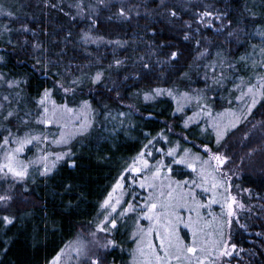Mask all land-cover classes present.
Here are the masks:
<instances>
[{
	"label": "trees",
	"instance_id": "trees-1",
	"mask_svg": "<svg viewBox=\"0 0 264 264\" xmlns=\"http://www.w3.org/2000/svg\"><path fill=\"white\" fill-rule=\"evenodd\" d=\"M124 1L133 6L136 4L143 5V0ZM124 1L120 2L126 5ZM2 2L5 5V12L0 14V55H4L5 60L0 61V73H4L7 79H16L21 76L28 78L27 84L13 85L11 88L15 86L14 88L20 93L19 99L13 104L17 108L24 105L25 109L30 106L33 110V122L30 121L31 124H27L25 129L30 134L34 128L40 130L41 125H43L35 121L36 109L33 98L37 97L42 86H51L50 78H46L40 72L33 71L31 67L34 63L29 55L33 52L32 42H40L45 54L54 61L59 59L56 66L60 69L61 75L56 76L55 79L71 80L72 74L80 75L81 72L91 74L99 68L106 69L114 57H127L124 66L118 71L113 69L110 73V80L116 79L119 83L124 75L144 71L142 63H152L155 72L151 78L136 79L134 76H130L128 81L123 83L121 88L123 102L132 100L138 89L147 91L149 88L156 87L172 88L176 96H179V92L185 90L183 85L185 77L181 76V73H188V77H193L194 83L192 85H197L196 78L203 70L193 68L199 50L194 41H184L179 31L171 32L166 29L163 33L156 35L147 31V24H153L157 27L159 25L146 15L143 6L137 10L139 15L133 8L128 19L109 20L108 17L119 6L118 0H108L107 6L99 4V0H82L81 7H76L80 0H51V3L56 5L55 8H50L44 3V0H2ZM184 2L185 0H172L174 4H183ZM192 2L199 6L202 3L211 4L214 0H192ZM225 2L229 5L227 19L233 22L232 27L237 26L239 28L236 30L239 42H230L229 44L225 42L222 45L217 38H214L213 44L210 46L213 47L211 52L216 51L217 54L222 49L220 52H224L223 54L231 59H237L238 55L240 57H254L257 48L261 46L264 48V36L260 35L264 31V0H225ZM21 4L24 7H20ZM13 7L17 11V17L9 18L6 11ZM248 10L257 13V15H250ZM184 19H188V16H185ZM212 19L214 25L220 22L214 17ZM94 20H98V23L89 29V25ZM22 23L36 29V32L30 34L22 30L16 31ZM179 23L180 21H177L178 25ZM5 25H9L12 31H7ZM196 26L194 24L193 29ZM82 29L92 32L91 41L81 39L83 36ZM201 35L214 36L212 35V28L204 30ZM25 36L28 40L27 44L24 43ZM66 36L68 37L67 40H65ZM97 37H102V39H96ZM117 40L127 43L116 44L115 41ZM161 40L170 41L183 50V54L179 59L171 62V65H156L157 59H163V53L168 51V49L160 51L157 47ZM231 40H235V37ZM108 41H113V43H108ZM234 44L236 47L235 54H233ZM204 45L209 46L208 43ZM225 45L230 46V48L227 49ZM254 45L256 47H253ZM153 47H157L158 55L152 52ZM36 54L39 55V50ZM141 56L144 57L143 61L138 59ZM256 58L259 62L256 63L254 58L255 66L253 64V68H250L255 76L260 75L263 64L261 63V55ZM89 61L91 62L90 66ZM241 63L251 64V60L248 61L247 59ZM66 67L70 69L68 74L64 73ZM161 72L164 73L163 78H159ZM222 72L227 77L229 69L224 68ZM244 80H248L247 77H244ZM0 81L2 87L8 85L4 80ZM222 84L211 86V91L215 95V99L213 98V101L210 102L211 118L213 119H216L215 114L220 113V102L224 106V102L229 100V105H231L234 99L232 94L226 97V100L217 98L218 94L224 95V90L221 88ZM69 86L65 84V87ZM90 87L89 81L85 79L81 86H77L74 94L77 99L71 101L69 98L73 94L69 93L65 96L62 90L54 91V99L58 104L67 100L70 106H77L81 100L89 99L93 108L96 109L95 113L90 115L94 124L85 136H77L80 140L71 147L76 154V167H70L64 160L48 178L37 174L34 177L35 183L32 180L27 182L29 191L25 193V196L28 199L17 200L9 210L17 216V219L7 226L0 224V264H47L79 231L82 230L83 232L87 228H94L96 219L102 214L100 205L115 181L114 178L125 162H129L140 151L146 138H156L152 146L155 157L158 154L162 156L173 142H179L182 148H190L194 153L204 154L203 151L195 147V143L209 144L214 150H217L216 144L213 142L212 132L205 131V134L201 135L203 125L210 117L203 114L185 129L182 121L185 116H190L193 112L189 111L186 114V108L183 112H174L173 110L178 103L176 96H166L167 93L163 96L156 95L151 102L137 106V113L132 116L126 114L125 118H121L118 113L125 107L122 106L119 99L115 98V94L104 92L101 96L99 92L91 93ZM101 103L106 104L107 107H102ZM259 108L253 111V115L258 114V118L263 122L264 108ZM207 112L205 109L204 113L207 114ZM22 113L25 114V112ZM147 113H152V116L148 117ZM101 122L104 123L103 126L101 124L98 127L95 126L96 123ZM52 127L58 132L61 125H53ZM107 128L110 129L106 130ZM162 130V135H158ZM175 132L183 134L187 141L174 136L173 133ZM165 136L170 141L172 140L169 145L165 144ZM230 137L231 132L222 141L220 149H228L235 160L237 159V162L242 159V167L245 166V173L240 181L242 187H251L264 196V127L263 131L260 130L247 142H255L253 148L258 152L257 154L248 155V150L245 151V149V154L239 153L238 148L231 145L234 143L233 139L230 140L231 143L229 144L228 139ZM226 140L227 142H225ZM224 142L231 147L229 148V145L224 146ZM244 143L247 145L246 141ZM157 148L164 149V153L161 152V154ZM31 149L34 152L33 146L32 148L29 147V151ZM176 168L184 170L182 167ZM69 181L72 187L65 191V185ZM134 193L135 204H139L142 199H145L141 195H137L136 191ZM69 201L72 202L71 206L68 205ZM131 215L133 220H136V214L131 213ZM132 223L133 221L131 223H119L118 230L112 233V238L117 240L120 246L111 247L104 252L107 261L115 259L117 264H131L130 250L136 247L134 237L131 236V227L133 226L130 227V225ZM248 224V231L253 233L258 231V234L249 236L248 232L239 224H233L231 226L233 242L247 250L249 255L246 264H264V235H262L264 233V213L261 218L254 217L253 224ZM249 239L255 242H250Z\"/></svg>",
	"mask_w": 264,
	"mask_h": 264
},
{
	"label": "snow or ice",
	"instance_id": "snow-or-ice-1",
	"mask_svg": "<svg viewBox=\"0 0 264 264\" xmlns=\"http://www.w3.org/2000/svg\"><path fill=\"white\" fill-rule=\"evenodd\" d=\"M108 0H99V4L107 6ZM44 3L50 8H55L56 5L51 3V0H44ZM82 0L76 5L81 7ZM119 6L108 17L112 19H128L131 15L133 8L140 9L143 6V11L148 17H151L156 21L159 27L153 24H147V31L153 35L157 33H163L166 29L171 32L179 31L182 34L184 41H194L195 45L202 48V51L197 53V58L203 56L205 53L210 52V47H203L205 43L210 46L213 44L215 36L225 35V42L238 43L239 37L236 35V31H226L231 27L232 21L228 20L229 5L225 0H214L211 4H200L199 6L193 4L192 0H185L183 4H174L172 0H143L142 4L136 5H124L118 0ZM20 7H24L23 4ZM203 9V10H201ZM62 10V9H61ZM83 11V9H82ZM250 15H257V13L248 10ZM5 5L0 0V14H4ZM137 11V15H139ZM6 15L9 18H16V9L9 8L6 11ZM188 16V19H184ZM159 17V19H156ZM220 21L219 27L213 24V19ZM89 19H92L89 17ZM177 21H180L179 25ZM98 20H94L89 29L93 28ZM197 25L193 29V25ZM7 31L11 32L12 28L9 25H5ZM209 28H215L214 36L201 35V33ZM187 29V31H185ZM23 31L25 33L36 32V29L31 28L28 24L22 23L16 31ZM83 32L81 39L86 41L92 40V32L90 30ZM69 35H71L69 33ZM264 36V31L260 33ZM235 37V40L230 38ZM67 36L65 40H67ZM96 39H102L97 37ZM24 43L27 44V37H24ZM113 43V41H108ZM116 44L127 43L126 41H115ZM154 43V42H151ZM31 47L33 52L29 53L34 63L31 65L33 71L40 72L46 78L51 79V86H42L37 93V97L33 98L35 101V121L41 124L53 125L60 124L59 135L53 138H49L47 135L32 136L29 132L20 134V126H27L30 119H32V109L28 108L21 118L19 109H8L6 115L4 112V105L0 103V120L4 123H0V128L3 129L7 135L0 134V181H3L7 186L0 188V224L7 226L12 224L17 216L9 211L12 208L13 203L19 198L20 200H27L28 197L25 193L29 191L28 180L32 179L35 183V179L32 177L31 168L33 165L42 164V168L39 169L41 177L48 178L50 174H53L57 166L61 161L66 160L70 167H76L77 161L75 159V153L72 151L70 141L77 134H86L93 127L94 121L90 118V115L94 114L96 109L89 99H84L79 102L77 106H70L69 102L65 100L64 103L58 104L54 99V91L62 90L65 96L67 94H75L77 86H81L85 79H87L91 85L89 91L91 93L99 92L101 96L104 92L109 94L114 93L115 98L119 99L121 103L122 85L127 82L130 76H134L136 79L151 78L155 69L152 63H142V69L144 71H137L124 75L121 82L118 83L116 79L110 80L111 70L117 71L126 64L127 57L113 58L107 68H99L94 73L81 72L80 75H73L71 80L68 79H55L56 76L61 75L60 69L56 66L58 61H54L45 54L43 45L40 42H32ZM160 51L168 49L163 53V59H157L156 65L161 66L165 64L171 65V62L179 59L183 54V50L174 45L170 41L161 40L157 46ZM157 47L152 48L153 53H157ZM253 47H256L255 45ZM39 50V55L36 54ZM27 51V49H25ZM222 51V49L220 50ZM220 51L217 52V60L210 62V65L215 67L216 63L223 65L224 60L219 59ZM261 63H264V48L260 49ZM91 55V53H90ZM143 61L144 57H138ZM247 56H241L240 61H246ZM5 56L0 55V61H4ZM89 66L91 62L89 61ZM255 66V64L253 65ZM229 69L233 65H228ZM70 69L66 67L64 73L68 74ZM181 76L188 77V73H181ZM164 73H160L159 78H163ZM209 78V74L205 73V79ZM213 84L219 85L222 82L227 81V77L224 72H221L219 76L213 72L210 76ZM241 84H234L233 87L241 89V85L245 82L244 77L239 78ZM256 79L259 81V87L252 83L247 84V90L241 91V95L236 96V100L244 101L245 97L251 100V103L245 101L247 111H240L237 113L233 109H225L224 113L230 115V119L223 125L219 120L213 119L211 122V128L214 132V140L217 146V150L213 151L209 144L200 145L201 148L207 150V157H202L199 152L193 153L190 148H182L179 142L169 148L164 154L172 158L171 163H166L163 158L155 160L149 146L156 138L153 137L147 144H144L136 156L132 159V163L129 164L117 177L115 183L112 186V190L108 193L107 197L103 200L100 207L111 208V212H107L104 220L109 222V225H105L104 221H101L98 228L105 233H114L118 230L120 218L125 217L128 213L137 214L136 229L132 232V237H138L135 240L136 247L131 249L132 261L131 264H231V259H234V253H237L239 245L233 242V236L230 231L226 232V229L238 221L237 208H243L245 205L237 198V196L231 193L232 184L229 183L230 177L225 176L222 166H225L231 159L226 153L220 151L222 147V141L229 135L232 129H236L237 125L242 120H246L248 114L252 112L258 104L264 102V76L257 75ZM0 80H4L9 86H19L21 83L27 84L28 78L21 76L16 79H7L4 73H0ZM110 81V82H109ZM65 84L70 85L65 87ZM211 85L205 84L204 89L197 90L198 95L192 97L190 92H181L179 96H176L172 88H149L147 91L138 89L137 95H143L145 100L154 99L156 95H163L167 93L169 96H176L177 107L174 112H183V104L179 103L182 98L185 101L190 102L191 99L210 100L206 95L210 90ZM19 95V93L17 94ZM4 101H9V96L3 97ZM101 106L106 108L107 105L101 103ZM204 109H210V104L206 103L198 111L193 112L190 116H185L182 123L184 128L187 129L190 124H193L202 114ZM120 115H125L121 113ZM207 115L211 118L212 112L209 110ZM223 115V113L217 114ZM13 121H18L16 124L17 131L13 132L10 125ZM75 121V123H72ZM255 127V125H253ZM206 129L201 130V135L205 134ZM163 130L158 135H162ZM248 132L244 133V136H248ZM164 139H168L166 136ZM50 142L55 145L68 146L62 152L48 153L41 150V155L32 159H24L23 154L26 151V147L33 145L34 142ZM194 143V141H193ZM164 152V149L157 150ZM254 151V149H251ZM155 160V163H152ZM197 161L200 162V167L197 170ZM212 161H215V165H212ZM186 165L189 168L197 171V175L200 180L199 183L196 180H177L170 174L173 171V165ZM205 166H209L211 171ZM134 172L142 175V179H132L131 183H139L141 188H149L151 191L148 193L146 199L142 200L139 204H135L132 201H124L127 207L119 213V218H113V213L116 211L117 206L121 205V200L124 193L127 191L125 187V181L127 178L123 173ZM219 173V176L217 175ZM223 177V178H221ZM166 181V183L164 182ZM19 186L20 191H16ZM159 182V183H158ZM190 187H185V185ZM72 187L69 181L65 185V191L70 190ZM236 187H239L237 185ZM202 188L206 192L210 193L209 199L205 202L199 200L196 189ZM120 190V195L115 198L113 203L114 194L117 190ZM135 196V193H129ZM213 204H220L221 211L219 214L211 216L209 221L204 220L201 210L210 209ZM68 205L71 206L72 202L69 201ZM146 209V210H145ZM188 210V216L185 217L184 210ZM195 212V217L192 213ZM146 217L150 224L147 228L139 223V217ZM184 224L185 227L192 229V237L190 242H186L179 234V226ZM240 227L247 228V225H240ZM211 228V231L208 229ZM155 233L157 240H153L152 235ZM264 235V233H262ZM120 246L115 239L107 238L103 243H99L98 247L107 249L109 247ZM65 250L62 248L60 252L52 258L48 264H60L61 254ZM75 251L80 252L81 248L77 247ZM91 264H117L115 259L112 261L106 260V254L98 255L94 254L89 258ZM237 264L240 261L237 260Z\"/></svg>",
	"mask_w": 264,
	"mask_h": 264
},
{
	"label": "rangeland",
	"instance_id": "rangeland-1",
	"mask_svg": "<svg viewBox=\"0 0 264 264\" xmlns=\"http://www.w3.org/2000/svg\"><path fill=\"white\" fill-rule=\"evenodd\" d=\"M120 1H122V0H120ZM124 2L126 3V5H131V3H129V2H126V1H124ZM135 11H137V9ZM219 25H220V22L217 23L215 26L219 27ZM238 29L239 28L237 26L236 27L231 26V27L227 28L226 31H234V30L236 31ZM29 33L33 34L32 32H29ZM214 33H215V28H212V35H214ZM225 35H226V32L224 35L215 36V38H217L219 40V42L223 45V43H225ZM229 43L230 42H226V44H229ZM28 47L30 48V45H28ZM203 47H210V45L209 46L203 45ZM225 47L227 49L230 48V46H228V45L227 46L225 45ZM212 48L213 47H210L209 53H205L203 56H200L199 58L196 57V59L194 60L195 63L193 64L194 65L193 68L195 70L203 69L201 74L199 76H197V78H196L197 85H192L194 83V80L192 79L193 77L192 78L187 77V78L183 79L184 80L183 85L185 86V90H183L181 92H185V91L190 92L191 96L195 97L196 95H198L197 90L204 89L206 83L208 85H211V86L213 85L212 80L210 79V76L213 72H215L216 75L219 76V74L222 72V70L224 68L229 69L228 65H233V67H231V69H229V74L227 75V81L222 82L223 84L221 83L222 84L221 88H222V90H224L223 91L224 95L222 93L218 94V95L216 94L218 96L217 97L218 99L226 100V97H228L230 94H232V96L234 98L231 105H229V103H230L229 100L227 102H224L225 103L224 106H222L221 102L219 103V105L221 104V106H219L220 113H223V115L215 114V116H214V112H213V116L216 118L215 120H219L221 122V124L223 125L224 123H226L231 118L228 113H224L225 109L230 108V109H233L234 111H236L237 113H239L240 111H245V112L247 111L246 106H245V101L247 103H251V100L248 99L247 97H245L244 101H240V100H236L235 97L241 95V91L247 90V84L248 83H252V84L256 85L257 87H259V81L256 79L255 74H252L253 71H250L251 70L250 68H253L252 65L255 64L254 58H255L256 63L259 62V60H257L258 58H256V57L261 55L260 49L263 48V46H261L260 48H257V50H255L254 57L251 56V58H248V61L251 60V64L241 63L243 61L240 62V60H239L240 56L239 55H238L237 59H231V58H228L225 54H223L224 52H220L219 59L224 60L225 63L223 65H221L220 63L217 62L215 67L209 66V67L205 68L204 67L205 65H210V62L217 60V55L215 53L216 51L214 53L211 52ZM235 49H236V47L234 44V53L233 54H235ZM200 51H202L201 47H199V50L197 51V53ZM56 60L59 61V59H56ZM261 70H262V72H260V75L262 76L264 74V63L261 65ZM206 72L209 74L208 79H205V73ZM240 77H247L248 80H244L245 82L241 85V89L238 90V89L234 88L233 85L234 84H241V80L239 79ZM186 82H187V84H186ZM183 85H181V86H183ZM181 86H179V87H181ZM14 87L11 88V86H9V85H5V87H2L1 81H0V88H1L0 89V103H2L4 105L3 114L6 115V110H8V109H19L20 117L23 118L24 114L22 112H26V110L28 108H31V107L29 106V107H27V109H25L26 107L24 105H20L17 108L13 104V102L17 101L19 99V96H20V93H19V95H17L18 91ZM86 93L89 94V92H86ZM233 93H234V95H233ZM206 95L210 98V100H203L202 99L200 101H197L196 99L193 98V99H191L190 102H188V101H185L184 99L181 98L179 101H180V103H183V107L186 108V114L189 111L192 113V112H195L194 110L198 111L201 107H203L204 104H206V103L210 104V102L213 101V98L215 97V95H213V93L211 91V88H210V90L207 91ZM4 96H9V101H4L3 100ZM158 96H163V95H158ZM166 96H168V95H166ZM76 99H77V96H75V95H71L69 98L70 101L76 100ZM151 101H152V99L151 100H145L143 98L142 94L141 95L135 94L132 97V100L124 101L122 103V106H124L125 109L120 110L118 113L119 114L118 116L121 118H123V117L125 118L126 114H131V116H132L133 114L137 113L136 112L137 106H139L143 103L151 102ZM260 106L263 109L264 108L263 107L264 102L261 105H257L255 108H253L252 112L250 114H248L247 119L242 120L241 123L239 125H237L236 129H232L230 131L231 137L228 139L229 144L231 143V141L233 139L234 143H231V145L236 146L238 148L239 153L245 154L246 150H248L247 151L248 155H251L253 153L254 154L258 153L253 148V145L255 144V142L254 143L250 142L251 144L247 143V142L253 138V135L260 132V130L263 131L264 121L262 122L261 119L258 118V114L253 115V111L257 110ZM206 110L209 111L211 109H206ZM211 112H212V110H211ZM121 113H125V115L122 116V115H120ZM204 114L207 115L206 113H204ZM190 115H192V114H190ZM147 116L151 117L152 113H147ZM201 116H203V114ZM212 120H213V118L207 119L206 124L203 125L202 128L206 129L207 132H212L213 136H214V132L210 126ZM30 121L33 122V119H30L28 124H31ZM104 122H106V121H104ZM0 123H4V122L2 120H0ZM17 123H18V121H13V124L10 125L11 130L13 132L17 131V128H16ZM72 123H75V121H73ZM100 124L102 126L104 125V123L101 122V123H96L95 126L97 125V127H98V125H100ZM53 125L56 126V125H60V124H53ZM53 125L43 124V125H41L40 130H36V128H34L31 131L32 132L31 135L37 136V135L43 134V135L49 136L50 139L55 137V136H58L59 130L61 127L58 129V132H57V129H54L52 127ZM253 125H255V127H253ZM26 128L27 127H25L23 125L20 126V134L21 135L24 132H27V131H25ZM109 129L110 128H107L106 130H109ZM115 129H117V128H115ZM170 131H172V130L170 129ZM245 132L249 133L247 137L244 136ZM0 134L7 135V133L4 132L2 128H0ZM145 134H147V133H145ZM173 135L177 136V137H181L182 139L187 141V139H185L183 134H181V133L175 132V133H173ZM77 136H85V134H77L76 136H74L73 139L70 141V144L68 146L72 147L78 140H80L77 138ZM81 139H82V137H81ZM152 139L153 138L148 137L145 139V141L143 143L147 144L148 141L152 140ZM154 141L155 140H153V143H154ZM171 141H170V139H167V140L165 139V144L169 145V143ZM245 141H246L248 146L244 143ZM213 142H215V140H213ZM225 142H227V140ZM225 142L223 143L224 146L229 145L228 143H225ZM153 143L149 146V148L152 152V155L154 153L152 150V146L154 145ZM175 144H176V142H173V144L170 145L168 147V149L173 147ZM194 145L197 149H199L200 151H203L204 154H201V156L203 155L202 157L206 158L208 155V152H207V150L200 147V145H202V144H196L195 143ZM32 146L34 148V152H33V149H31V151H29V147L32 148ZM68 146L55 145V144H51L50 142H44V141L34 142L33 145H29L26 147V151L23 154V158L27 160V159H32V158H35L37 156H40L41 150H44L48 153L62 152ZM230 147L231 146L229 145V148ZM240 147H241V149H239ZM158 149L159 148H157V150ZM181 149H182V146H181ZM244 149H245V151H244ZM251 149H254V151L250 152L249 150H251ZM212 150L216 151L213 148H212ZM220 151L226 153L229 157H231L230 161L225 166H222L224 175L230 177L229 183L232 184L231 193L233 195L237 196V198L245 205V207H243V208H237L238 221L234 224H239V225H247L248 223L253 224V218L254 217L261 218L262 214L264 213V196H262V194L257 193L256 191H254L251 187H242V185H241L242 182L240 183V181L242 180V178H241L242 175H244V173H245V170H244L245 166L242 167V159L238 160V162H237V159L235 160V157H233L231 155L230 151L226 148H222V149H220ZM165 152H167V151H165ZM237 155H238V153H237ZM161 158H163L166 163H171L172 158L169 156H166L165 154H162V156H160L158 154L155 157V160H159ZM241 158H242V156H241ZM132 159H130L129 162H125L124 166L120 169L117 176L114 178L115 181H116L117 177L119 176V174L123 171V169L132 163ZM155 160H152V163H155ZM196 163H197V170H198L200 167V162L197 161ZM211 163H212V165H215V161H212ZM176 167H182L184 170H182V169H181L182 171L178 170ZM205 167L208 168L209 171H211V168L209 166H205ZM41 168H42V164H36V165L32 166L31 173H32L33 178L37 174H39V169H41ZM123 174L127 178V180L125 181V187H126L127 191L123 195V198L121 200V205L117 206L116 211L112 214L113 218H119V213L123 210L124 207H127V204L124 203V201H132L134 203V196L130 195L129 193L136 191L137 195H141L143 198L146 199L148 196V193L151 191V189H149L147 187L141 188L139 183H136V184L131 183L132 179H136V180L142 179L141 174L134 173L131 171L123 173ZM186 174H189V175H186ZM170 175L173 176L177 180H183V181L196 180L198 183L200 180L199 176L197 175V171L193 170L192 168L187 167L186 165H175L174 164L173 165V171ZM217 175L219 176V173H217ZM221 178H223V177H221ZM29 180H32V179H29ZM29 180H28V182H29ZM115 181L112 183L111 188L108 191V193L112 190V186L115 183ZM164 182L166 183V181H164ZM237 185H239V187H236ZM6 186L7 185L3 181H0V188L6 187ZM185 187H190V185L186 184ZM143 189H145V190H143ZM20 190H21V188H20L19 182H18V187H17L16 191H20ZM108 193L105 195L104 199L107 197ZM196 193H197L199 200L205 202V204H206L207 200L209 199L210 193L206 192L202 188H197ZM119 195H120V190L118 189L117 192L114 194L113 201H112L113 203H115V198ZM126 199H128V200H126ZM17 200H20V199L18 198ZM142 200H144V199H142ZM111 211H112L111 208H107V206L105 208H102V214L96 219L95 225H94L95 227L94 228H87L83 232H82V230L79 231L76 234V236L74 238H72V240L63 247V249L65 251L61 254L60 264H91V261L89 259L90 257H92L94 254L102 255V254H104V252H106L107 250H109L111 248V247H109L107 249H102V248L98 247V244L103 243L107 238H111V239H113V238H112V233H105L100 228L97 227V225H99L101 221H104V224L106 226L109 225V222L104 220V217L107 214V212H111ZM220 211H221V205L220 204H213L210 209H208V208L202 209L201 214H202L204 220L209 221L211 219L212 215L219 214ZM184 214H185V217L187 218V216L189 214L187 209L184 210ZM192 215H193V217H195V212H193ZM136 220H137V214H136ZM136 220L135 219L133 220L131 213H128L125 217L120 218V223H122V224L123 223H131V221H133V223L130 225V227L133 226V227H131V232H133L137 227ZM250 221H252V222H250ZM139 223L141 225H143L145 228H147L150 224V221H148V219L146 217L141 216V217H139ZM248 225H247V227H248ZM244 229L246 232H248L247 234H249V236H253L254 234H256V235L258 234V231L253 233V232H249L247 228H244ZM208 230L211 231V228H209ZM178 231H179L180 236L183 237L186 242L191 241V237H192V229L191 228L185 227L184 224H181L179 226ZM227 231L231 232V227H230V229H226V232ZM137 238L138 237H134V240H136ZM152 238L154 241L157 240L155 233H153ZM249 240H250V242L254 241L252 239H249ZM77 247L81 248L80 252L75 251V249ZM248 255L249 254H248L247 250L244 249V247L239 246L237 253H234L235 258L231 259V264H237V260L240 261V264L248 263V260H247ZM47 264H48V262H47Z\"/></svg>",
	"mask_w": 264,
	"mask_h": 264
}]
</instances>
